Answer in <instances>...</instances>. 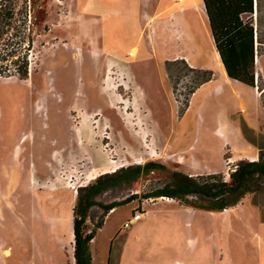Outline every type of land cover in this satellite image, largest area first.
<instances>
[{"label": "rangeland", "instance_id": "374dc122", "mask_svg": "<svg viewBox=\"0 0 264 264\" xmlns=\"http://www.w3.org/2000/svg\"><path fill=\"white\" fill-rule=\"evenodd\" d=\"M78 2L0 0V68L6 71L0 73V264H75L70 227L79 195L87 193L79 194L80 189L102 173L150 162L163 168L145 171L131 183L117 182L96 196L102 205L133 195L144 202L137 207H143L144 216L138 224L122 228L131 204L120 205L111 217V229L119 228L112 239L113 260L119 254L118 264H260L264 231L253 205H264V192L259 198L246 193L237 203L244 204L242 209L233 208L237 204L225 209L229 217L146 196L170 182L174 171L220 172L229 179L239 160L259 157L258 146H264V0H257L253 17L260 37L254 87L234 79L223 83L219 73L215 77L205 67L217 49L206 14L191 0L178 17L167 12L152 21L150 15L163 9L162 0ZM86 12L96 19V29ZM61 47L76 53L59 52ZM175 49L196 67L180 58L166 63ZM56 51L54 86L47 92L44 60ZM30 52L33 75L24 64L16 75L17 56ZM229 122L258 146L225 145L221 130ZM69 127L77 141L66 150L52 148L50 139L64 142ZM44 136L49 147L39 148ZM52 150L58 151L47 164ZM14 170L25 174L11 181L6 174ZM35 171L49 174L40 178ZM106 215L102 206H93L85 231L96 229ZM96 264H108L107 257Z\"/></svg>", "mask_w": 264, "mask_h": 264}, {"label": "trees", "instance_id": "16d2710c", "mask_svg": "<svg viewBox=\"0 0 264 264\" xmlns=\"http://www.w3.org/2000/svg\"><path fill=\"white\" fill-rule=\"evenodd\" d=\"M203 4L215 47L228 76L254 87L256 57L259 54L257 41L260 38L259 27L253 19L255 0H203ZM259 149L258 159L239 160L230 172L229 179L223 173L194 175L174 171L170 182L146 197H168L186 206L223 211L237 204L246 193L264 189V146H259ZM121 168L123 167L102 173L94 184L80 189L79 194L82 190L87 193L84 198L79 195L80 199L74 207L75 264H93L90 244L96 229L101 227L102 223L89 233L86 232L85 222L89 210L95 205H100L107 214L112 208L136 199V195H133L124 201L102 205L96 196L117 182L137 181L145 171L163 166L150 162L144 166L126 167L117 174L106 175Z\"/></svg>", "mask_w": 264, "mask_h": 264}, {"label": "crops", "instance_id": "0c3cea01", "mask_svg": "<svg viewBox=\"0 0 264 264\" xmlns=\"http://www.w3.org/2000/svg\"><path fill=\"white\" fill-rule=\"evenodd\" d=\"M77 3L79 4V2H78V0H77ZM161 6H162V10L160 11L159 10V12L157 13V15H150V18H149V20L150 21H152V20H156V18H159L160 16H162V15H165L167 12H170L171 13V15H175V17H178V10H179V12H182V11H186V8L187 7H189L190 6V3H189V0H184V2H182V3H179V0H162V2H161ZM160 6V7H161ZM79 7L80 8H84L85 10H84V12L86 11V4L85 5H79ZM174 10H176L175 12H174ZM173 12V13H172ZM85 14H87V12L85 13ZM88 16H90V18L93 20V23L90 25V26H93L95 29H96V19L92 16V14H87ZM185 18H186V20L190 23V25H191V22H190V20L186 17V15H185ZM94 20H95V22H94ZM165 23V22H164ZM166 23H167V25H169V27H171V21H166ZM150 24H152V23H150ZM160 26H164L163 25V22L160 24ZM153 27H155V26H153ZM90 28V27H89ZM169 48H167L166 47V49H165V51L166 50H168ZM60 50H65V52L67 53V52H70L72 55H74L73 53H76L75 51H72L71 50V47H65V48H63V47H61L58 51L60 52ZM58 51H56L54 54H52V55H50L48 58H50V60L51 59H53V57H54V60L55 61H51L50 63H48V58L46 59L45 58V62H44V68H45V66L47 67H49V68H47V70H45L43 73H42V81H43V85L45 86V90L47 91V92H49V91H51L52 89H53V84H54V70H53V66H54V64H56L58 61H56L57 60V53H59ZM164 51V52H165ZM217 52V51H216ZM213 53V54H211V59H212V61L211 62H209L208 64H206V66L205 67H207V68H211L212 69V71L214 72V75H215V77H216V75H217V73H219L218 71H219V65L218 64H220L219 62L220 61H218V57H217V53ZM61 56V55H60ZM169 57H168V60H166V63H167V61H169V60H171V59H176V58H180V59H185L191 66H194V67H196V65L192 62V60H190L189 58H188V56L186 57L184 54H182L181 52H179V51H177L176 49L174 50V51H172V53L170 54V55H168ZM171 56H173L172 58H171ZM184 56V57H183ZM59 57V56H58ZM74 57V56H73ZM191 61V62H190ZM257 61V60H256ZM68 64V63H67ZM94 64V63H93ZM257 64V63H256ZM69 66H71V63H69L68 64ZM68 66V67H69ZM216 67V68H215ZM216 69H217V72H215L216 71ZM33 72L34 71H32V73H30L29 75L30 76H32L33 75ZM71 74H72V72H70L69 73V76H70V78H71ZM218 76V75H217ZM31 80V79H30ZM237 82V81H236ZM73 107H76V104H73ZM68 134H66L65 135V141L64 142H60L59 141V139H58V137L56 136V137H54V139L52 138V139H50V141H51V147L52 148H56V147H59V146H61V149H63V150H66V149H68V148H70L71 147V145L73 144V142L74 141H77L76 140V133H74V132H72L71 130H70V127H69V129H68V132H67ZM221 135H222V139H223V141H224V143H225V145H227V146H229L231 149L232 148H235V147H237V146H245L246 145V143L248 142L250 145L252 144V145H256V146H258L257 144H254L252 141H250L248 138H247V136L244 134V132H243V129L240 127V126H238L236 123H232V122H229V123H226L224 126H223V128H222V130H221ZM225 136V137H224ZM79 138H81V133L79 134ZM48 138H46L45 136L43 137V138H41V143H40V147L39 148H41V147H44V146H46V147H49V140H47ZM61 144V145H60ZM259 147V146H258ZM260 150V149H259ZM56 151H58V150H52V152H51V158H49V157H47V159L46 160H44V161H47L46 163L48 164V160H50V159H52L53 157H54V155H55V153H56ZM39 152V151H38ZM40 153V152H39ZM36 154V153H35ZM35 154L33 155V157L35 156ZM35 158V157H34ZM257 159H258V157H256ZM257 159H255V160H257ZM249 160H252V158L251 159H249ZM34 163H36L35 161H34ZM11 172V171H10ZM24 172V171H23ZM23 172H16L15 170H14V172H11V173H9V174H6V175H8L9 177H10V179L9 180H11V181H13V180H15V181H17L19 178H20V176H23L25 173H23ZM202 172H205V171H202ZM207 173H217V172H211V171H206ZM35 173L40 177V178H44L45 176H47L48 174H49V172L48 173H43V174H39V173H37L36 171H35ZM218 173H220V172H218ZM28 175H30L31 174V172L30 173H27ZM1 186V185H0ZM263 192H264V189L263 190H260V191H255V192H251V193H253V194H255V196H258L257 198H259L260 196H261V194H263ZM0 193H1V191H0ZM161 199V198H160ZM162 200H166V201H172L173 199H162ZM144 202H142V203H139L138 201H136V200H133V201H131V202H129V203H127V204H131V205H133L132 206V209H131V211H130V215H131V217L129 218V219H132V216H133V214L135 213V212H137V211H139V210H141V209H143V207H140V208H137V207H139L140 206V204L142 205ZM256 203V202H255ZM126 204V205H127ZM244 205V204H243ZM243 205L242 204H237L235 207H233V208H236V209H242V207H243ZM254 206H256L259 210V214H260V216H258V219H259V223H260V226H261V228H260V231L261 232H263L264 231V205L263 204H261V203H257V205H253V207ZM230 208V207H229ZM232 208H230V210H231ZM120 210V206H116V207H114V208H112L108 213H107V215L105 216V218H104V221H103V223H102V226L101 227H99V228H97L96 229V234H95V237L93 238V240L91 241V244H90V247H91V254H92V262H93V264H96V261H97V259L98 258H105V257H107V259H108V264H110V262H112V264H118L119 263V261H120V257H119V254L118 255H116V260H113V256H112V250H113V247H112V239H113V237H115L116 235H117V233H118V230H119V228H115V229H111V227H110V225H111V217L114 215V214H116L118 211ZM227 210H229V209H227ZM142 211V210H141ZM212 212H214V211H212ZM222 213L221 214H224L223 216H227V217H229V213H225V212H227L226 210L224 211H221ZM226 214V215H225ZM143 218H144V216H143V213H142V216H141V218L140 219H138V220H133L132 221V224L134 223V224H138V222H140V221H142L143 220ZM129 219H127L126 221H128ZM125 221V222H126ZM124 222V223H125ZM222 225H224V223L222 224ZM123 227H125L124 226V224L122 225V228ZM125 228H127V227H125ZM73 232H74V216H72V218H71V227H70V233H71V235L73 236ZM75 234V233H74ZM103 239H102V238ZM102 239V244H100V240ZM8 250V249H7ZM7 250H5V251H7ZM4 251V252H5ZM8 252L10 253V251L8 250ZM7 255V254H6ZM261 255H262V257H261V261H260V264H264V251H262L261 252Z\"/></svg>", "mask_w": 264, "mask_h": 264}, {"label": "built area", "instance_id": "2783aa9c", "mask_svg": "<svg viewBox=\"0 0 264 264\" xmlns=\"http://www.w3.org/2000/svg\"><path fill=\"white\" fill-rule=\"evenodd\" d=\"M1 1H3V0H1ZM0 6L2 7V4ZM254 8H255V14H253V17H255V19H256L257 18V2H256V0H255ZM32 56H33L32 52H30L29 55L28 54H22L20 56H17V59L19 60L20 64H18V66L14 68V72L16 75H20L21 64H24V67H26V68L28 67L29 74L32 73V71H33V63L31 61ZM256 59H257V57H256ZM0 69H1L0 73H2L1 71L6 72L2 68H0ZM8 72H10V70ZM255 81H256V83L258 82V73H256ZM141 216H142L141 210L135 212L132 216V219H129L128 221H126L124 223V226L125 227L131 226L132 221L140 219Z\"/></svg>", "mask_w": 264, "mask_h": 264}, {"label": "bare ground", "instance_id": "6f19581e", "mask_svg": "<svg viewBox=\"0 0 264 264\" xmlns=\"http://www.w3.org/2000/svg\"><path fill=\"white\" fill-rule=\"evenodd\" d=\"M191 2H192V5H193V7L194 8H196V10L197 11H199V12H201V13H205V9H204V4H203V0H200V3H199V1H193V0H191ZM200 5H202L203 7H201ZM206 14V13H205ZM202 15V14H201ZM207 21V20H206ZM186 28V27H185ZM194 28H196V26H194ZM197 29V28H196ZM199 29V28H198ZM198 31V30H197ZM202 32V31H201ZM175 33V32H174ZM181 33V32H180ZM176 35V34H175ZM178 35H180V34H178ZM185 35V34H184ZM177 36V35H176ZM189 36H191V35H189ZM179 37V36H178ZM196 37V36H195ZM202 37H203V35H202ZM182 38V37H181ZM184 39V38H183ZM204 39V38H203ZM198 40H200V39H198ZM196 41V40H195ZM200 42H201V40H200ZM199 42V43H200ZM196 44H197V41H196ZM192 45V44H191ZM201 45V44H200ZM192 47H193V45H192ZM202 50V49H201ZM203 50H205V47H204V49ZM199 52V51H198ZM201 55H203V54H201ZM186 56V55H185ZM184 57V56H183ZM187 57V56H186ZM217 59H218V61H220L219 63L220 64H218L219 65V75L221 76V78H222V82L223 83H227V84H233V82H234V80L232 79V78H230L229 76H228V74H227V72H226V70H225V67H224V65H223V63H222V60H221V58H220V55H219V53H218V51H217ZM203 58V57H202ZM191 62V61H190ZM257 62L259 63L260 61H259V58H257ZM195 102V101H194ZM194 102H192L191 103V105H193L194 104ZM191 107V106H190ZM106 137V136H105ZM225 137V136H224ZM163 199H169L168 197H162ZM159 199H160V197H159ZM172 199V198H171ZM70 238H72V236L70 235Z\"/></svg>", "mask_w": 264, "mask_h": 264}]
</instances>
